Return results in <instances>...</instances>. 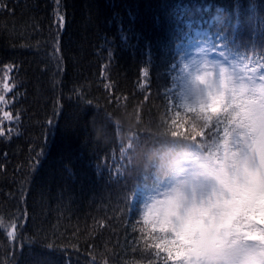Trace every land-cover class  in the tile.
<instances>
[{
    "label": "trees",
    "instance_id": "16d2710c",
    "mask_svg": "<svg viewBox=\"0 0 264 264\" xmlns=\"http://www.w3.org/2000/svg\"><path fill=\"white\" fill-rule=\"evenodd\" d=\"M199 23L249 88L264 70V0H0V264H188L195 234L154 232L134 200L168 146L217 164L243 134L235 95L168 120L176 47ZM226 198L214 249L250 244L247 264H264V216L246 192Z\"/></svg>",
    "mask_w": 264,
    "mask_h": 264
},
{
    "label": "rangeland",
    "instance_id": "374dc122",
    "mask_svg": "<svg viewBox=\"0 0 264 264\" xmlns=\"http://www.w3.org/2000/svg\"><path fill=\"white\" fill-rule=\"evenodd\" d=\"M205 33L206 36L201 39L200 34ZM209 33V29H200L196 41H190L187 46L186 42L180 45L177 66L172 67L170 74L168 119L173 121L179 111L186 109L216 113L231 102L230 95L238 97L240 110L236 126L243 127L245 132L243 130L236 142L234 139L231 145L224 144L221 147L217 165L224 170L223 177L209 174L214 175L223 191L213 203L215 193H203L198 184H190L183 191L176 189L173 192L175 180L171 177L169 182L164 181L153 188L140 186L134 207L140 196L141 217L154 232H170L173 229L174 237L179 238V241H182L186 231L195 234L198 244L188 264H247L251 256L250 244L225 252L214 249L213 239L218 233L224 237L226 230H220L224 222H218L212 209L219 207L217 204L223 205L228 194L235 191L248 193L254 206L264 207V71L251 77L249 88L243 86L240 78H232L226 71L221 72L223 46L220 37ZM213 45H216L215 49ZM210 50L214 51L210 53ZM205 60L215 62L214 71H206ZM185 170H191V162L185 164Z\"/></svg>",
    "mask_w": 264,
    "mask_h": 264
},
{
    "label": "clouds",
    "instance_id": "9594fccd",
    "mask_svg": "<svg viewBox=\"0 0 264 264\" xmlns=\"http://www.w3.org/2000/svg\"><path fill=\"white\" fill-rule=\"evenodd\" d=\"M204 63L207 65V72L214 71L213 65L215 62L205 60ZM220 71L224 72L225 69L221 68ZM168 108L169 101H167V115L169 111ZM196 111L191 112L194 113ZM183 118L184 116H181L177 124H173L174 120H168L171 122L172 127L180 128L183 125ZM183 131H185L184 128ZM177 135L178 132L176 136ZM174 144H176V146L169 151V147H167V153L160 161V171L163 175L171 176L175 180L173 192H175L176 189L183 191L190 184H198L203 193H215V198L213 199V203H215V199L219 198V193L223 191V187L216 183L214 175L223 177L224 170L215 163V158L213 156L207 154H199L195 160L191 161V170H185V164L188 162V158L193 154L192 145L187 142ZM210 173H214L211 179L209 178ZM225 195H227V193H225ZM212 211L217 215L218 222L227 220L228 217L226 213L228 210L225 209L223 205L214 207ZM255 213L257 215H264V207L258 205L255 209Z\"/></svg>",
    "mask_w": 264,
    "mask_h": 264
},
{
    "label": "snow or ice",
    "instance_id": "6c2138e0",
    "mask_svg": "<svg viewBox=\"0 0 264 264\" xmlns=\"http://www.w3.org/2000/svg\"><path fill=\"white\" fill-rule=\"evenodd\" d=\"M57 3H59V2H57ZM57 17H58V19H59L61 22L64 21V17L61 16V15H59V12H57ZM3 88H4V91H6V92L11 90V89L9 88L8 84H4V85H3ZM4 99H5L4 95L0 94V102H3ZM4 115H5V117H8V116H9V113H5ZM3 134H4L3 131L0 130V135H3ZM16 227H17V225H16L15 223H10L9 228L11 229V231H8L9 234H10V236H14V235H15V233H16L15 229H16Z\"/></svg>",
    "mask_w": 264,
    "mask_h": 264
},
{
    "label": "built area",
    "instance_id": "2783aa9c",
    "mask_svg": "<svg viewBox=\"0 0 264 264\" xmlns=\"http://www.w3.org/2000/svg\"><path fill=\"white\" fill-rule=\"evenodd\" d=\"M180 113H179V115H177V117H175V119H174V123L173 124H177V122L179 121V118L182 116V114H181V111H179ZM175 146H173L172 148H174ZM171 148V149H172Z\"/></svg>",
    "mask_w": 264,
    "mask_h": 264
},
{
    "label": "bare ground",
    "instance_id": "6f19581e",
    "mask_svg": "<svg viewBox=\"0 0 264 264\" xmlns=\"http://www.w3.org/2000/svg\"><path fill=\"white\" fill-rule=\"evenodd\" d=\"M169 109V108H168ZM170 120V119H169Z\"/></svg>",
    "mask_w": 264,
    "mask_h": 264
}]
</instances>
